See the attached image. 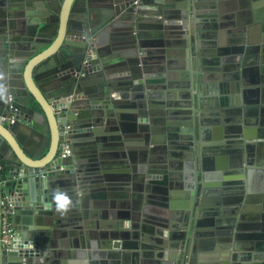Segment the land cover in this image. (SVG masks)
<instances>
[{
    "label": "water",
    "instance_id": "95a60500",
    "mask_svg": "<svg viewBox=\"0 0 264 264\" xmlns=\"http://www.w3.org/2000/svg\"><path fill=\"white\" fill-rule=\"evenodd\" d=\"M141 2L136 5L135 0H114L111 5L101 9L104 16L99 17L101 21L95 24L96 30L89 0H29L28 7L33 8L28 10L27 15L29 37L16 39L26 46L21 55L26 61L15 67L22 68V73L14 77L16 82L8 93L7 97L12 101L0 106V141L10 150L2 160L8 169V173L4 174L7 195L14 204L15 218H20L24 230L17 232L10 250L0 251V264H126L125 258L131 257V264H181L183 254L177 256L175 251L182 250L185 245L189 249L192 247L186 256L189 259L195 256L198 237L193 236V232L199 233L202 229L194 228V224L202 217L201 210L221 207L227 177L225 169L217 168L215 159H212L210 167L214 168L213 164L219 171L216 173L217 183L211 189L207 167L202 165V177L197 175L196 178L190 164L187 168L191 173L185 179L188 201L176 207L180 210L175 216L178 221L170 225L159 224L163 228L151 231L138 225L141 219L142 223L145 222L144 218L147 219L149 206H144L143 213L138 214L136 210L139 208L135 204L141 199L148 201V193L157 191L143 183L147 174L149 181L153 179L150 175L155 174L153 171L157 168L152 165L158 158H149V167L142 165L146 163L149 152L158 151L161 145L170 156L182 151L194 152L191 143L194 138L198 146L191 156L197 159L198 172H201L203 156L211 154L216 158H227L228 154L241 153L242 146H237L239 149L233 147L242 140H234L238 135L231 134L228 129L235 127L227 126L232 121L223 122L222 115L235 114L236 110L239 115L243 106L244 113L245 110H264V83L260 87L259 99H256L257 96L246 98V92L253 89L238 83L240 78L237 73L241 67L244 70V64H239L240 56H237L242 54L240 51L232 55L226 53L230 55L226 57L228 61L233 62L227 70L236 75L234 81H237L233 85L231 83V90L226 91L229 97H220L210 105L203 104L202 99L199 101L198 73L205 70L197 68L190 70L192 79L180 85L181 89L187 88L188 91L174 95L170 90L176 85L167 86L165 79L154 78L153 71L156 69L149 66L147 50L151 47L169 48L176 43L183 47L181 53L186 54L191 42L194 66L197 60H214L217 52L221 55L220 46L215 37L196 33L193 12L187 16L184 12L186 9L182 7L162 10L161 18H151L144 14L146 0ZM257 6H264V0H250L247 16L252 14L256 17ZM186 17L188 21L184 22ZM152 19L155 21L152 22ZM107 25L113 28L109 43L117 48L116 53H120L116 55V62L110 64L100 61L102 51L99 41L102 37H96L98 31ZM252 25L253 21H248L245 27ZM241 29L244 31L243 28L238 30ZM209 39H213V42ZM261 46L260 49H263L264 44ZM196 48L217 52L208 55L196 53ZM170 65L166 69L168 80L177 76ZM160 70L165 74L164 67ZM52 73L58 74L54 82L45 79ZM115 75L123 76L125 80L116 82ZM92 79L98 83L97 102L83 99L87 94L84 89ZM98 87L103 88L100 90ZM15 89L23 92V95H15ZM182 96H185L184 102L188 103V108L186 117L181 120L193 123L194 130L193 127H169L164 130L170 133L168 137H160L157 133L152 136L147 125V113L155 112L161 116L160 111L166 110L161 106L160 111H156L154 102L167 97L169 103L173 100L178 103ZM205 107L215 110L199 111ZM165 116L168 122L174 123L180 119L172 118L169 114ZM29 118L36 120L42 130L39 141L31 144L32 151L26 149L18 139V130L22 128L19 122ZM66 128L73 155L60 160L59 146L64 140ZM210 132L214 135L210 146L219 147V150L200 155L199 145L207 148L205 138ZM250 143L254 141L250 140ZM259 144L264 145V140ZM224 146H231L233 150H220ZM255 146L250 144L249 147ZM256 161L252 167L260 174L264 164H259L258 158ZM172 166L162 168V174ZM236 170L242 172L243 179L246 177L243 166ZM246 171L249 175L250 169ZM172 177L173 174L169 172L170 180H173ZM194 180H197V185ZM180 186L178 184L177 189ZM58 190L65 191L73 201L72 210L66 215H61L55 209L53 196ZM131 196L132 203L128 201ZM245 232L234 230L230 233L233 234L232 239L242 244H264V234L246 235L243 234ZM141 233H151L155 237L149 240ZM94 235L96 239H91ZM147 240L153 246H146L144 241ZM67 259H71L70 263H67Z\"/></svg>",
    "mask_w": 264,
    "mask_h": 264
},
{
    "label": "crops",
    "instance_id": "0c3cea01",
    "mask_svg": "<svg viewBox=\"0 0 264 264\" xmlns=\"http://www.w3.org/2000/svg\"><path fill=\"white\" fill-rule=\"evenodd\" d=\"M114 0H89V5L93 7L96 10H93L92 13L93 16L91 17L92 21L99 22V13L102 14L101 9L103 7L109 6L112 4ZM192 1V3H191ZM214 6L212 0H146L145 3V9L144 14L146 17L152 16H158L160 15L162 17L161 10L171 11L174 9L182 8L186 9L184 12L186 15H190L191 12L194 13L195 16V25L194 28L196 29V33H200L202 35H207L210 38L216 39L218 41V45L220 46V52L221 55H215L214 60H202L203 62L197 60V62L192 61L191 56V50H187L186 54H182L181 50L183 49L182 46L174 45L168 47L160 48H154L151 47L147 50V59L150 62V65L152 68L156 69L153 71L154 78L156 79H165V83L167 86L169 84L176 85L175 88L170 90L174 95L177 93H181L182 91L187 92V88L181 89L182 86L181 83L189 82V80L192 79V76L190 75V70L192 68L194 69H204L205 71H202L199 74V84L201 83L203 86L202 90L199 88V92L201 93L198 100L200 101L202 99L203 104L210 105V102L213 103L215 99H217V95L213 96L214 93L211 92L212 89H215L217 86L224 84L225 82L232 80L233 78H236L235 74H232L229 69L227 70L228 66L232 65L233 62H229L228 58H226L229 53L231 55L233 53H239L242 52L240 56L239 64H244V70H242V67L239 69V73H237L238 77L240 78V82H244L243 86H247V89H253L246 92L245 96L246 98H251L252 96H257L256 99H259V91L262 83H264V74L262 73V69H264V48H262L261 45L264 44V6H257L256 8V17H253L252 14L247 16L248 11H250V0H213ZM194 3V4H193ZM29 0H0V73L4 75V79L0 80V84H4L6 88L8 89V93L10 92L12 85L16 82L14 77L20 76L22 73V68H15L16 66H19L20 64H24L26 59L22 58L21 55L25 52L26 46L23 41H17V38H20V40H24L29 37L28 29H29V22H28V10H32L33 8L28 7ZM193 4V5H192ZM192 9V11H191ZM215 10V12L213 11ZM163 12V11H162ZM197 12V13H196ZM254 18L258 20L257 23H255ZM81 20L84 19L81 17ZM149 21V20H147ZM154 22L155 20H151ZM188 21V17L184 18V22ZM248 21H253V25L250 27H245V24H248ZM151 22V23H152ZM245 23V24H244ZM148 24V23H147ZM240 25V27H239ZM218 27V30H217ZM240 28H243L244 31L238 30ZM103 29L102 31L98 32L96 34L97 36H100L104 33ZM210 42H213V39H209ZM102 41L106 44L105 46L101 47V53L99 54V59L102 62H105L106 64H110L113 61L116 62L115 59H117L116 55H119V53H116L117 48H113L111 44H109L110 40L108 35L105 36V38H102ZM191 42L189 43V45ZM191 46V45H190ZM169 54H167V53ZM227 53V54H226ZM221 56V58H220ZM225 58V61L223 60V63L220 59ZM263 62V63H262ZM168 64H171L177 74V76L171 80H168L166 69L168 70ZM161 67L165 68V74L160 73L162 72L160 70ZM49 72V71H48ZM53 76L50 78V80L55 81L58 78V74L52 73ZM125 74H123L124 76ZM233 75V76H232ZM97 76V75H95ZM121 77L120 75H115V81L121 79L120 81L125 80L124 77ZM99 77V76H98ZM97 77V78H98ZM18 82V81H17ZM91 83L86 86L84 90L86 91L85 100L90 102H97L99 97L96 90V85L98 83L96 80L92 79L90 81ZM20 83V82H19ZM44 83V81H43ZM100 90H102V87H98ZM211 88V89H210ZM16 90V89H15ZM195 92V91H193ZM7 93V96H8ZM15 95H18L19 97L23 95V92L16 90ZM6 96V99L0 100V106L4 105V103H8L9 101H12L10 98ZM178 96V95H177ZM176 96V98H178ZM226 97V95H225ZM167 97H165L162 101H155V108L156 111H160V107L163 106L164 109L160 111L162 114L159 116L156 115L155 112H148V127L150 128V133H157L160 137H168L170 133L166 130L169 127H182V128H191L193 127L194 130V124L189 123L187 121L181 120L182 118L186 117V110H187V104L184 102V98L182 96V100H179L178 103H175L173 100L171 103H169L170 99L167 100ZM179 98H181L179 96ZM178 98V99H179ZM224 98V97H223ZM8 100V101H7ZM254 100V99H253ZM188 101V98H187ZM251 101V100H250ZM171 104H174L171 107ZM154 108V109H155ZM220 109V108H218ZM237 109V108H235ZM215 109H211L210 107L200 109V112H206L211 111ZM155 111V110H154ZM238 110H236L235 114H223L222 119L223 122L232 121V123H227V126L235 127L240 129V134L234 139L236 141L242 140L241 143L236 144L237 146H242L240 149H242L241 153H235V154H228L227 157L230 156H249L254 152L256 155L258 151L259 143L263 140H260V136L257 137V133L263 132L262 131V125H264V113L262 114L261 111H255L250 110L247 113H244V106L241 111V113L238 115ZM38 112H40V109H38ZM87 112V111H86ZM177 113L176 116H174V113ZM166 114L171 115V117H179L180 119L177 122H168ZM166 119V120H165ZM162 120L163 122H160ZM88 122V121H83ZM82 122V123H83ZM235 124H234V123ZM125 123H132L130 121H125ZM19 125L22 126L21 129L18 127V139L26 146V149L32 151L33 146L31 145L34 142H38V136L40 133H42L41 128L37 124L36 120H33L29 118L28 120H21L19 122ZM224 125V124H223ZM225 127V125H224ZM237 131V130H235ZM254 133H251L253 132ZM257 132V133H255ZM249 133H251V136H249ZM181 134H189L188 132L184 133L181 132ZM194 134V133H193ZM234 135H237L234 133V131L231 133ZM194 137V136H193ZM249 137V138H247ZM257 138V139H256ZM195 139V138H194ZM194 139L191 141L193 144L194 152H180L177 154H173L170 156V153H166L164 151V146L161 145L157 149L158 151H154L152 153L149 152L148 158L146 159V163L142 166L149 167V158L154 157L158 158L155 164L152 165L153 168H157V170H154L155 174H151L150 176L153 177V179H150V181L147 179L149 174L146 175V180H144V185H147L151 188H156L157 191L154 193H148L150 195L149 200L143 201L142 199L139 200V202H136V206L139 208V210H136V213H143L144 206H149V212L147 219H145V222L142 223V219L139 222V226L143 228L144 230H155L161 227L160 224H171L172 222H177L178 219L175 218L177 216V213H180V210L176 209V207L180 204L187 203V197H186V187L187 184L185 182V179L189 174L191 173L190 169L187 168L192 164L194 175L197 178V175L203 174L202 165H205V168L207 167V173L210 175V181L209 184H212L210 188L214 187L217 176L216 173L219 171V169H216V166L210 167V164L212 163V159H215V164L217 165V168H221L222 161L218 160L216 157H214L211 154H208L207 156H203V161L201 159L200 166H201V172H198L196 169L197 159L195 156H191L196 152V146H198ZM251 141H254V143H250ZM190 143V142H189ZM213 144V141H206L205 145L206 147H203L202 145H199L198 151L201 155L203 152L211 151V150H219V147H213L210 146ZM215 144V143H214ZM250 144L257 145L255 147H249ZM220 149L224 151H231L233 148L226 147ZM251 150V151H250ZM254 150V151H253ZM248 151V154L247 152ZM253 151V152H252ZM10 153V150L8 149L7 145L0 141V166L4 167L6 169L5 173H8V169L6 168V163L2 160ZM75 153V152H74ZM253 155V154H252ZM259 155V153H258ZM258 155L255 156V158H260ZM201 158V157H200ZM223 158V157H220ZM226 158V157H224ZM263 164H264V145H263ZM236 160V159H234ZM257 160V159H256ZM211 161V162H210ZM76 163V158L74 159V164ZM173 165L172 169H166V173L162 174V168L166 167L167 165ZM204 167V166H203ZM113 168V167H111ZM113 169H116L113 168ZM225 169V175L230 173L232 170H236L235 168H232V170L229 168ZM247 168H244V171ZM230 171V172H229ZM262 171V172H261ZM261 173L259 175H256V177H252L251 180L247 181L246 189H247V196L242 201V195L239 191L235 190L237 188V185L231 184V181H228V185H224V192H223V200L222 205L220 208L213 210L215 214H212V211H207L208 217H206V222L202 223V232H193V236L196 235L198 240H196L195 244V251L197 252V256H194L193 264H217L215 261H208L209 256L205 255L206 259L203 261L198 259L200 254L198 253L197 246L200 247V250L203 252L207 250V246L209 248H213V250H216L220 255L221 252L223 254H229V257L231 259L229 261L222 262L223 264H264V244L263 243H255L251 242L248 244H242V242H236L234 239H232V235L230 232H242L246 231L243 234L250 235H261L264 234V204H258L256 207L254 205H247L246 206V200L247 197L250 195H256L255 192L260 193L256 189H253L255 186L258 189H261L262 192L264 191V167L261 169ZM104 172V171H103ZM169 172L173 174L172 179L169 178ZM4 174L1 175V178H4ZM133 174V173H132ZM131 174V175H132ZM122 177V176H121ZM120 177V178H121ZM194 177V178H195ZM137 178V177H136ZM248 178V174L246 172V180ZM139 180V179H138ZM196 185L197 180L193 181ZM181 185L178 189L177 186ZM202 184V182H201ZM208 184V185H209ZM124 189V188H123ZM159 191V192H158ZM140 193L139 191H137ZM138 193L136 194L138 198ZM264 196V195H263ZM133 196L128 200L132 203ZM212 198V197H209ZM100 199V198H99ZM102 200V199H100ZM109 202V201H107ZM138 203V204H137ZM192 204V202H191ZM249 208V209H248ZM141 209V210H140ZM257 209V210H255ZM156 211L159 212H165V214H159L156 213ZM176 214V215H175ZM163 215V216H162ZM212 216V217H210ZM258 218V220H255ZM164 220V222L162 221ZM15 229L16 232H22L24 229L21 226V220L20 218H15ZM201 224V225H202ZM237 225V228L234 229V225ZM196 226V223L195 225ZM84 227V226H83ZM217 228V230L215 229ZM197 229V227H196ZM148 232V231H147ZM142 234V233H141ZM146 237L150 239H154L155 235L145 234ZM142 234V235H143ZM198 234V235H197ZM235 234V233H234ZM183 235V234H181ZM91 239H96V236H91ZM83 240V239H82ZM106 240V239H104ZM230 240V242H228ZM242 240V239H241ZM245 240V239H244ZM247 240H253V238H247ZM255 240V239H254ZM100 241L99 243H101ZM200 242V243H199ZM229 243V244H228ZM144 244L146 246H153V244L150 243V241H144ZM142 246V245H141ZM192 246V244H191ZM190 246V247H191ZM192 247L190 248V250ZM189 251V247L185 245L182 250H176L175 254L177 256L179 254L182 255L181 264H188L189 258L186 254ZM231 252V253H230ZM207 256V257H206ZM209 257V258H208ZM208 258V259H207ZM71 259H67V263H70ZM119 262L121 260L118 259ZM133 261V257L131 258H125L126 264H131Z\"/></svg>",
    "mask_w": 264,
    "mask_h": 264
},
{
    "label": "bare ground",
    "instance_id": "6f19581e",
    "mask_svg": "<svg viewBox=\"0 0 264 264\" xmlns=\"http://www.w3.org/2000/svg\"><path fill=\"white\" fill-rule=\"evenodd\" d=\"M261 71L264 74V69H262ZM247 112H248V110H245V113H247ZM261 112L263 114L264 110H261ZM261 125H262L261 127H262V131L263 132H260V133L255 132V133H257V135H256L257 137L260 136V140H264V125L263 124H261ZM228 130H230V132L234 131V133L237 134V135L240 134L239 128H229ZM235 130H237V131H235ZM251 133H254V131L251 132ZM251 133H249V136H251ZM258 153H259V155H258ZM252 154H250L249 156L248 155L247 156H241V155L239 156L238 155V156H230V157H227V158H218V160L222 161V164H221L220 167L223 168V169L224 168H226V169L230 168L232 170V168H235V167L237 168V167H241V166H243L244 168L250 169L247 180L243 179L241 177L242 172H240V170H238V171L237 170H232L231 172L229 171L230 173L226 174L227 177H226L224 185H226V184L228 185L227 182L232 180L231 184L237 185V188H235V190L239 191L240 194L242 195V198H241L242 201L245 200V199H243V196H244V198H245V196H247V189H246L247 181L251 180V178L254 177V176L256 177V175H259V174H257V172L255 170H253L254 168L252 167V164L256 165V162H257L256 161L257 158H255L256 155H258V157H260V158H258V163L259 164H263V158H261V157H263V145H259L258 146V151H257L256 155L254 154V152ZM234 159H236V160H234ZM248 165H250L251 167L250 168L247 167ZM260 174H262V173H260ZM239 188H241V189L239 190ZM258 188H256L255 186L253 187V189H256L260 193L255 192L254 194H256V195L248 196L247 200H246V206L250 204V205H254V207H256L258 204H262V203L264 204V196H263L264 195V191L262 192V190L258 189ZM257 209H255V210H257ZM207 211H210V210H201L200 211V215L202 217L199 218L198 222H195L197 229H199L200 231H201L202 226H203L202 223H205L206 219H207L206 217L209 216V215H207ZM211 211H212V214H215L214 213L215 210L211 209ZM210 217H212V216H210ZM255 220H258V218H256ZM182 236L183 235H181V237ZM228 242H230V240ZM209 251H211V254L209 255L210 258L208 257L209 258L208 261H215V262H217V264H223L222 262L229 261L231 259V258L229 259V254H226V256H225V254H223V252H221V255H220L216 250H213V248H209V246H207V250H205L204 252L199 249V253H202V254H200L201 256H199L198 259L202 260L203 259L202 257L205 256V255H208L207 252H209ZM195 253H196L195 256H197V252L196 251H195ZM193 258L194 257H192V259Z\"/></svg>",
    "mask_w": 264,
    "mask_h": 264
},
{
    "label": "built area",
    "instance_id": "2783aa9c",
    "mask_svg": "<svg viewBox=\"0 0 264 264\" xmlns=\"http://www.w3.org/2000/svg\"><path fill=\"white\" fill-rule=\"evenodd\" d=\"M67 130L68 128H66V132L64 133V140L59 146L60 160H65L73 155V149L67 140ZM3 171L4 167L0 166V173ZM14 222L15 208L7 195V181L0 177V251L4 249L10 250L12 240L17 235Z\"/></svg>",
    "mask_w": 264,
    "mask_h": 264
},
{
    "label": "flooded vegetation",
    "instance_id": "af4514ba",
    "mask_svg": "<svg viewBox=\"0 0 264 264\" xmlns=\"http://www.w3.org/2000/svg\"><path fill=\"white\" fill-rule=\"evenodd\" d=\"M137 2V3H136ZM90 3V2H89ZM89 3H88V6L90 7V9H91V13H93L94 11L93 10H96V9H94L93 7H91L90 5H89ZM142 2H141V0H135V3L134 4H136V5H140ZM81 4V3H80ZM162 11V10H161ZM100 11H98V16L100 17V16H104V12H102V14H100L99 13ZM152 17H159V18H161V16L160 15H156V16H152ZM100 21L101 20H99V23H100ZM92 23H94V28H96V30H97V27H96V25H97V22L96 21H93ZM96 24V25H95ZM109 26L110 25H107V26H105L103 29H106V30H104V33L103 34H101L100 36L102 37V38H105V36L106 35H108V37H109V40H110V34L112 33V31H113V28L112 29H110L109 28ZM102 29V30H103ZM102 30H100V31H102ZM100 31H98V32H100ZM189 31H191V27L189 28ZM102 38H100V41H99V47L101 48V47H103V46H105L106 44L102 41ZM110 44V43H109ZM190 46V45H189ZM191 46H192V43H191ZM191 46H190V50H191ZM188 49V50H189ZM198 52H204L205 54H210L211 52H217L216 50L214 51H212V49H210V50H204V48H202L201 50H199V49H197L196 48V53H198ZM117 53H119V52H117ZM120 54V53H119ZM219 55V54H218ZM220 58H221V56H220ZM221 61H222V63H223V57H222V59H220ZM192 70H193V68H192ZM52 76H53V74H48V77H46L45 79H49V81H53L54 82V79L53 80H50V78H52ZM235 80V78H233L232 80H229V81H227V82H225L224 84H222V85H219V86H217L215 89H212L211 90V92L212 93H214L213 94V96H215V95H217V99H215V101L216 100H218L220 97H224L225 98V95H226V97H229V94H227V90H231V83H232V85L233 84H235V82H237V81H234ZM43 81H45V80H43ZM239 83V82H238ZM241 84L243 83L244 84V82H240ZM202 84L200 83L198 86H199V88H201V90H202V87L203 86H201ZM229 85H230V88H229ZM103 88V87H102ZM211 89V88H210ZM216 97V96H215ZM210 104H211V102H210ZM234 123V122H233ZM235 124V123H234ZM213 133L212 132H210V133H208L207 134V136H206V141H211V140H214L213 139ZM157 213H159L160 215L161 214H165V212H157ZM163 216V215H162ZM162 221L164 222V220L162 219ZM160 223H158V225H159ZM190 250V249H189ZM189 253L191 252V250L190 251H188ZM187 252V253H188ZM213 252V251H212ZM208 253V256L211 254V251H209V252H207ZM207 257V256H206ZM204 260L206 259L205 257H202ZM194 259V258H193ZM193 259H192V257H191V259H189V261H188V263H190V264H193ZM203 259H202V261H203Z\"/></svg>",
    "mask_w": 264,
    "mask_h": 264
},
{
    "label": "clouds",
    "instance_id": "9594fccd",
    "mask_svg": "<svg viewBox=\"0 0 264 264\" xmlns=\"http://www.w3.org/2000/svg\"><path fill=\"white\" fill-rule=\"evenodd\" d=\"M4 79V75L0 73V80ZM8 89L4 84H0V100L6 99ZM55 209L61 215H66L72 210L73 201L63 190H58L53 196Z\"/></svg>",
    "mask_w": 264,
    "mask_h": 264
},
{
    "label": "rangeland",
    "instance_id": "374dc122",
    "mask_svg": "<svg viewBox=\"0 0 264 264\" xmlns=\"http://www.w3.org/2000/svg\"><path fill=\"white\" fill-rule=\"evenodd\" d=\"M199 82H200V81H199ZM239 83H240V82H239ZM246 170H247V169H245V171H244V173H243V174H245V175H246V172H247ZM244 179H246V177H245ZM240 189H241V188H239V190H240ZM197 221H199V218L197 219ZM194 228H196V226H194ZM235 228H237V225H236V224L234 225V229H235ZM215 229L217 230V228H215ZM198 234H200V233H198ZM198 234H197V235H198ZM197 240H198V239H197ZM199 249H200V247L197 246L198 253H199Z\"/></svg>",
    "mask_w": 264,
    "mask_h": 264
},
{
    "label": "trees",
    "instance_id": "16d2710c",
    "mask_svg": "<svg viewBox=\"0 0 264 264\" xmlns=\"http://www.w3.org/2000/svg\"><path fill=\"white\" fill-rule=\"evenodd\" d=\"M5 171H6V169L4 168V171L2 173H0V177H1V175H3L5 173Z\"/></svg>",
    "mask_w": 264,
    "mask_h": 264
}]
</instances>
